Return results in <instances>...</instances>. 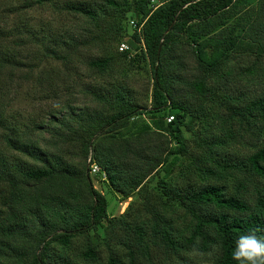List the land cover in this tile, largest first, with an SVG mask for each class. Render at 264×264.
I'll return each instance as SVG.
<instances>
[{"label": "trees", "instance_id": "16d2710c", "mask_svg": "<svg viewBox=\"0 0 264 264\" xmlns=\"http://www.w3.org/2000/svg\"><path fill=\"white\" fill-rule=\"evenodd\" d=\"M22 1L26 8L52 2ZM162 1L156 10L151 0H122L121 4L104 0L99 7L79 3L62 8L97 28L108 22L103 18L107 11L119 10L124 18L133 9L134 20L143 25L141 34L132 29L131 39L124 41L130 50L119 52L117 48L116 56L137 66L147 61L154 79L150 109L142 108L121 87L113 91V97L92 93L103 104L100 110L77 113L71 105H63L61 110L68 114L59 118L51 113L43 125L52 133L51 127L60 126L55 142L65 146L69 159L25 140L19 125L5 121L4 95H0V264H124L119 255L127 264H236L232 252L240 235L264 238V95L250 96L234 79L236 74L241 79L258 76L254 70L264 62L260 61L264 57V0L244 13L239 35L261 51L255 55L256 63L241 70L227 66L234 40L240 39L236 32L241 23L232 21L243 11L244 0ZM109 26L123 31L122 23L109 21ZM27 44L22 32L18 37L0 28V81L6 74L13 79L24 68L28 73L22 78H31L35 65L25 60ZM40 45L45 57L64 59L43 41ZM190 56L195 58L194 65ZM114 61V55H108L89 64L102 75ZM231 80L236 82L234 93L224 92L223 81ZM185 91L195 97L196 104L187 99ZM206 104L223 111L228 130L225 137L202 138L213 165L196 167V171L187 166L190 174L184 175L189 146L182 127L187 119L190 123L204 119L210 110ZM145 115L157 121L152 125ZM243 141L257 149L240 159L232 147ZM89 159L106 174L105 180L96 177L121 202L138 195L147 199L151 197L148 192L159 195L160 206L154 208L149 228L121 217L128 237L119 240L113 234L122 251L110 248L105 259L91 241L79 249L75 259L68 254L77 239L97 232L105 220L112 226L108 199L93 185ZM237 175L238 182L229 191L223 184ZM250 189L252 194L247 196ZM169 207L190 216L184 236L175 230L174 209ZM151 233L156 239L149 242Z\"/></svg>", "mask_w": 264, "mask_h": 264}, {"label": "rangeland", "instance_id": "374dc122", "mask_svg": "<svg viewBox=\"0 0 264 264\" xmlns=\"http://www.w3.org/2000/svg\"><path fill=\"white\" fill-rule=\"evenodd\" d=\"M103 1L52 0L49 3L46 2L42 5L26 8L23 7L24 1L22 0H0V28L10 29L18 37L19 32H22V36L28 42L27 47L24 48V55H28V59L25 60L28 62L33 61L35 65V68L31 70L33 73L29 80L22 78L28 73L27 68L18 72L13 79L7 74L2 75L0 82L4 84L0 95H4L3 98L1 97V104L5 113V121H9L8 124L14 123L15 126L19 125V133H24L25 140L36 142L37 145L48 149L53 154L60 153L66 157L70 155L65 146L55 142L57 129L60 126L51 127V129H54V133H52V130H46L47 125H43V123L48 124L51 113H56L59 118L61 115L68 114V111L61 110L63 105H71L77 113L82 109L100 110L103 104L96 101L92 93H105L109 97H113V91L116 88L124 87L130 91L134 101L142 108L150 109V95L154 80L150 65L147 61L142 62L140 66L132 65L126 61H120L116 56L118 44L131 39L134 33L129 25V22L135 19L134 10L129 11L124 18L121 17L122 12L119 10L115 13H113L114 11H107L108 13L103 18L108 22H102L101 26L97 28L86 23L87 19L85 17L62 9L66 4L79 3L99 7L104 4ZM258 1H243V11L232 21L233 23H241L237 29V35L242 30L245 19L244 13L256 7ZM121 3L122 0H119V4ZM116 19L119 21H116ZM109 21H112L115 25L122 23L123 31L118 33L117 29H112L109 26ZM41 41L64 59L56 61L50 57H45L43 47L40 45ZM259 51H261L260 47L256 43L241 39L240 36V39L236 38L234 40L232 46L233 56L227 67L229 69L235 67L241 70L242 67L251 66L256 63L257 57L255 55ZM108 55H114L115 57L114 65L110 67L108 72L100 75L90 68L89 63L91 61ZM261 59L260 61H264V57ZM189 60L194 65L195 58L190 56ZM224 67L227 70L226 65ZM257 67L254 72L259 74L258 76H246L241 79L236 74L234 77L238 82L237 87L252 97L264 95V62ZM239 78L241 81H238ZM235 83L234 80L229 83L223 81V84L227 86L224 92L234 93L233 86H236ZM229 84H231V88ZM185 96L190 102L196 104L195 97L190 92L185 91ZM216 103L219 105L218 102ZM207 109L210 110H207V116L204 119H196L191 123L187 119V125L182 127L184 141L189 146L188 159H186L184 168H182L184 175L190 174L186 169L187 166L191 168V171H196V167H204L208 163L213 165L210 156H208V148L202 138L211 139L213 135L219 138L225 137L228 130V126L225 125L226 116L223 111L217 106L211 107L209 104ZM145 116L146 120L152 125L154 121H157L152 116L151 118L148 115ZM154 117L158 118L159 116ZM198 137H201V141ZM248 142L235 143L232 147L234 154L240 159L246 158L257 149L249 147ZM174 147H177V144L174 143ZM87 163H89V160ZM179 170H176V172ZM197 176H200L195 175L196 180L200 182V178ZM91 177L96 190L102 192L108 199V219H111L112 226L105 220V226L99 227L97 232L92 231L90 236L87 235L84 238L77 239L73 243V248L68 251L73 259L76 258L79 249L82 251L84 245L89 241L98 247L103 259L109 255L110 248L114 251H122L121 246L114 241L115 238H112L113 234L118 236L119 240L128 237V231H125L121 217L125 216L123 220L130 223L136 222L146 229L153 223L154 208L160 206L158 192H148L151 197L147 199L143 195H138L128 199L127 202H121L117 194L110 192L106 185L100 182V177L94 175ZM153 177H151V181L156 182ZM204 177L203 182H207L206 176ZM238 177L239 175L230 178L223 185H226L228 190L232 191V188L238 182ZM201 178L203 177L201 176ZM153 185L154 183H151L150 188ZM251 194L252 190L250 189L247 196ZM169 208L174 209L172 213H174V218L176 217L175 230L180 236H184L185 230L189 227L190 216L181 212L180 208ZM180 212L181 214H179ZM154 239L156 238L151 233L149 242ZM77 246L80 248H76ZM119 256L121 262L127 264L126 258L123 255Z\"/></svg>", "mask_w": 264, "mask_h": 264}, {"label": "clouds", "instance_id": "9594fccd", "mask_svg": "<svg viewBox=\"0 0 264 264\" xmlns=\"http://www.w3.org/2000/svg\"><path fill=\"white\" fill-rule=\"evenodd\" d=\"M232 259L236 264H264V238L252 233L240 235Z\"/></svg>", "mask_w": 264, "mask_h": 264}, {"label": "built area", "instance_id": "2783aa9c", "mask_svg": "<svg viewBox=\"0 0 264 264\" xmlns=\"http://www.w3.org/2000/svg\"><path fill=\"white\" fill-rule=\"evenodd\" d=\"M163 3L162 0H151L150 5L153 8V10H156L161 4ZM130 27L134 30L137 31L139 34H141L143 25L138 24L137 21L135 20H131L129 22ZM118 50L119 52H127L130 50V46L128 43L126 42H122L119 44L118 46ZM173 120V117H170L167 119V121L170 123ZM89 166H90V173L91 175L94 176H101V178L103 180L106 179V174L105 172H103V170L101 169V167L95 163H92V159H89Z\"/></svg>", "mask_w": 264, "mask_h": 264}]
</instances>
